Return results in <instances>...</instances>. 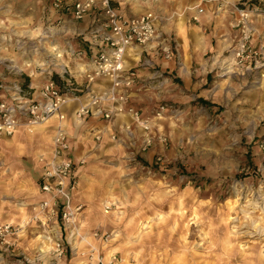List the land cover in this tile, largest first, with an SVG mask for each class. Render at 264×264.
Here are the masks:
<instances>
[{
    "label": "clouds",
    "instance_id": "obj_1",
    "mask_svg": "<svg viewBox=\"0 0 264 264\" xmlns=\"http://www.w3.org/2000/svg\"><path fill=\"white\" fill-rule=\"evenodd\" d=\"M113 2L119 7L112 8L109 0H86L84 9L69 22L71 31L57 28L54 32H46L43 25L33 30L28 23L13 24L0 20V65H3L0 81L12 80L11 76L4 75L10 66H46L49 72H59L62 79L67 72L76 78L85 92H90L88 104L97 109L107 108L112 118L109 122L116 130V134L111 129L93 133L80 115L72 112L68 101L50 87L37 96L41 102L47 100L54 105L50 116L45 117L39 109H32L34 120L27 118V112L6 113L0 120V137L5 134L13 136V146L23 140V151L30 155L36 145L41 150L37 156L39 167L32 169L31 175L27 170L19 174L15 171L21 153L13 146H10L9 158L0 163V237L13 247V251L22 253L27 264H151L153 253L157 249H168L170 245L173 252H183L189 264H198L209 257L215 264H224L226 258L239 256L242 251L252 264H264V172L259 173V186L250 188L243 196V203H239L242 197L237 193L236 202L230 207L217 209L195 201L191 188L182 189L167 177L161 181L158 178L160 173L135 179V169L127 166L129 154L135 151V146L166 151L171 144L173 171L169 172V177L185 176L205 183L209 178L213 181L221 179L229 185L231 194L230 185L235 180L231 166L236 159L235 153L241 148L249 126L259 127V121L264 120V109L255 113L241 112L235 119L225 117L223 121H217L211 117L210 108L203 105L194 107L192 103L170 102V92L181 89H174V78L163 72L157 75L154 69L151 73L146 72L139 82L130 83L126 57L132 50L131 37L123 41L122 46L116 41L108 49L109 24L104 22H115L116 29L121 32L143 25L145 42L148 37L159 35L157 29L171 33L174 18L183 24L185 19L194 16L204 28H212L215 21L214 34L222 25L236 29L243 23L244 28L240 31L244 36L241 39L252 37L254 45L256 38L264 35V0L256 3L253 0ZM36 4L43 5L44 0H36ZM177 4H180L179 8ZM185 4L189 6L185 7ZM93 5L96 10H92ZM38 13L42 14L43 8L38 7ZM116 17L119 20H115ZM80 18L84 20L83 25L77 23ZM96 19L100 22L89 31L88 26L96 23ZM159 19L167 21L162 28ZM82 28L86 41H99L101 47L111 52L101 57L104 63L95 61V69L90 67L75 39L68 43ZM223 31L224 36L218 37L215 49L211 43L207 45V50L212 52L208 71L218 65L226 66L222 73L225 77L223 83L217 82L218 102L232 105L246 85V73L255 70L251 68V57L243 56L242 44H236L239 51L224 56L235 41L227 27ZM36 38H46V50L39 54L33 50L35 45L28 44V40ZM159 47L169 53L163 40L159 43L154 40L147 50L153 54ZM136 60L140 63L138 53ZM142 67L147 69L145 65ZM256 67L264 68V65L257 61ZM98 80L101 83L98 84ZM66 82L71 85L70 80ZM108 82L111 86L105 87ZM133 88L143 90L145 98L155 105L153 112L156 115L152 118L141 120L136 117L132 123L128 122L127 90ZM260 88L264 89V83ZM73 95H76L75 91ZM192 96L200 99L196 92ZM14 102L15 99H6L0 105V112L11 108ZM22 106L17 105V109ZM205 115L208 119L200 120ZM244 116L248 118L243 119ZM109 141L120 147L119 167L110 163L114 157L106 148ZM79 145H83L86 154L78 156V171L73 172L69 160L58 159L57 149L66 157L68 153H75ZM152 163L149 161L150 165ZM190 164H199L209 171L202 170L193 177L190 172L183 171ZM40 167L48 169L43 189L36 184ZM53 176L58 178L55 185L47 183ZM74 176L79 177V183L70 187L69 180ZM58 200L70 209L63 224L58 218ZM85 205L87 210L81 212ZM10 228L14 230L9 231ZM241 239L244 245L251 247L241 245ZM0 249L8 251L4 244H0ZM161 258L166 262L169 259L166 256ZM0 264H4L3 259Z\"/></svg>",
    "mask_w": 264,
    "mask_h": 264
},
{
    "label": "rangeland",
    "instance_id": "obj_2",
    "mask_svg": "<svg viewBox=\"0 0 264 264\" xmlns=\"http://www.w3.org/2000/svg\"><path fill=\"white\" fill-rule=\"evenodd\" d=\"M253 2L256 3L257 0H253ZM113 5L116 8L119 7V5L114 2ZM184 6L187 7L189 5L185 4ZM38 7L43 8L42 14L38 13ZM176 7L179 8L180 4H177ZM175 10L176 9H170V11ZM185 16H187V13ZM49 17H51V19H49ZM72 19L73 18L69 15L62 17L61 12L55 10L53 0H44V4L40 6H37L36 0H0V20H5L6 22L11 21L13 24L28 23L33 30L43 25L46 32H54L57 28L71 31L68 25ZM99 22V19H96V23L90 24L88 30ZM166 22L165 19H159L158 21L161 28L164 27ZM77 23L83 25L84 20H77ZM225 27L228 28V31L235 41L233 44L234 48L239 37V35H237V33H240L239 28L232 29L230 25H222L221 29L217 30L214 34L213 29L215 28V21H213L212 28H204L201 27L199 20H196L194 16L185 19L183 24H181L179 19L174 18L172 32H159L160 37L156 40L157 43L163 40L169 49V53H165L163 47H159L157 52L153 54H150L147 48H136L127 55L129 67L133 68L136 72V82H139L146 72L151 73L154 69L157 75L163 72L164 75L174 78L172 80V87L174 89H181V91L170 92L168 98L170 102L192 103L194 107L197 104L203 105L206 108H210L211 117L217 121H223L225 117L229 120L235 119L240 117L241 112L250 111L255 113L258 110L264 109V89L260 88V84L264 83V68L258 69L255 66L252 67L255 71L246 73L248 79L243 91H241L236 98L237 102L232 105H221L218 102L217 82L220 84L223 83L225 77L222 73L226 70V66L221 67L218 65L212 71H208L212 52L207 50V45L211 43L212 48L215 49L218 45V37L224 36L223 29ZM224 38L227 39L226 36ZM45 39H30L28 40V44L29 46L35 45L36 47L33 50L39 54L46 50ZM71 39L77 41L80 50H87L85 59L88 60L91 67V53L88 52L87 48L89 41L84 39V29L82 28L75 37L70 38L68 43H71ZM252 46L255 50H262L260 62L264 65V35L256 38L255 44L253 45L252 43ZM233 48L225 51L224 56H230ZM137 53L139 54L140 63H137L136 60ZM169 55L171 59L168 58ZM28 63L31 64V60H29ZM142 65L147 66V69L142 67ZM161 65H163V67H161ZM2 68L3 65H0V69ZM4 75L5 77H12L11 81H0L10 85L9 91H6V99H9L10 94H12L11 92L16 90V83L22 85L23 89L27 91H25L26 94L30 92L29 96L37 98L42 86L51 78L54 79L62 89L65 90L67 88L72 97L78 98L68 102L71 104L70 106H72V108L77 107L79 102L88 98L90 95V92H85L84 87L77 83L74 76L65 73V78L62 79L59 72H49L46 66H10L9 70L4 71ZM233 79L235 80V76H233ZM67 80L71 81L70 86L66 82ZM97 83L99 84L101 81L98 80ZM109 85L110 83L108 82L105 84V87ZM184 89L189 90L183 91ZM33 91H38V93L35 94ZM74 91L76 95H73ZM2 92L3 91L0 90V95L4 97L5 94H1ZM193 92H196L200 96L199 100L192 96ZM127 94L129 97L128 103L139 109L143 115L149 118L156 115V113L153 112L155 105L145 98L143 90L140 88H133L129 90ZM242 118L247 119L248 117L244 116ZM207 119L208 115L200 117V120ZM132 120V117L128 118L129 123H132ZM135 127L136 125L133 124V128ZM241 130L244 129L241 128ZM262 133H264V120L259 121V127L250 125L248 134L241 141V148L235 153L236 159L231 166L232 175L235 177V180L230 185L231 194H229V185L224 183L221 179L213 181L209 178L205 183L196 179H186L185 176L176 177L173 175L169 177V172L173 171L171 168L172 155H170L171 144H169L168 150L166 151L153 150L151 146L143 148L137 145L135 146V151L129 154L127 166L135 169L133 173L135 179H140L141 176L145 178L152 176L155 172L160 173L158 178L161 181L167 177L173 183L179 184L182 189L191 188L194 200L200 202L204 207L215 206L217 209L225 206L230 207L232 203L236 202L237 193H240L242 197L239 203H243V196L248 193V190L259 186V173L264 172V135H262ZM113 134H116L115 128ZM116 138L119 139V135H117ZM106 148H108L114 157L110 161L111 165L119 167L120 162L118 157L120 147L114 142L109 141ZM97 155H99V153H97ZM8 158H6V160ZM6 160L0 158V163ZM149 161L153 163L150 165ZM104 163H109V161H104ZM34 168L37 167L33 158L26 156L18 157L17 167L15 169L17 174L27 170V174L31 175L32 169ZM202 170L205 172L209 171V169L202 168L199 164H190L188 167L184 168L183 171L185 173L190 172L191 176L194 177L199 175ZM137 173L140 175H137ZM217 176L219 177V173H217ZM77 179L79 183V177ZM84 209L85 206L81 208L80 211L83 212ZM7 218L8 217H5V219ZM59 221L63 224L61 218H59ZM188 238L191 239V236ZM13 239H15V237H13ZM240 243L244 245L243 239L240 240ZM244 246L251 247V245ZM4 248L8 249L7 252L0 249V259L4 260V264H20L21 261L27 264V261L24 260V255L13 251L12 246L5 245ZM217 255H220V253H217ZM162 256L169 258L167 262L165 259L161 258ZM151 264H189V261L183 252H173L170 245L168 249H157L153 253ZM198 264H215V262L209 257L208 259L199 261ZM224 264H252V262L245 258L242 251L239 256H235L231 259L226 258Z\"/></svg>",
    "mask_w": 264,
    "mask_h": 264
},
{
    "label": "built area",
    "instance_id": "obj_3",
    "mask_svg": "<svg viewBox=\"0 0 264 264\" xmlns=\"http://www.w3.org/2000/svg\"><path fill=\"white\" fill-rule=\"evenodd\" d=\"M113 0H109V4L111 5L112 8H116L113 5ZM86 3V0H53V6L55 8V10L57 12H61L62 17L65 15H69L70 17H74L76 13L81 12L82 9H84V5ZM92 10H96V5L92 6ZM196 19V18H195ZM78 20H83V18H80ZM115 20H119V17H116ZM198 20V19H196ZM105 23L109 24V26L107 27V33H108V39H107V44H108V49H111L113 47V43L116 41L120 42V45L118 46H122L123 45V41L128 40L129 37H131V45H132V50L134 51L136 48H147L148 45H150L154 40L156 41L159 37H160V33H159V29H157V32L159 33V35H153L148 37L147 41H144V33L146 32V29H143V25H137V27L135 29H130L128 31L125 32H121L118 31L116 29V25L115 22L109 23L107 20L104 21ZM144 23H148V21H144ZM93 27H96V24ZM249 27H251V25H249ZM91 28V29H92ZM239 37L238 40L236 42V44H242L243 45V51L242 54L245 57H251L250 63H251V68L253 66L256 67L257 65V61L261 60V55H262V50H255L252 46V37H248L247 40H242L241 38L244 36V32L240 31V29L244 28V24L241 23L239 25ZM90 29V30H91ZM89 30V31H90ZM89 44H88V52L91 53V67L93 69H95L96 64L95 61L96 60H100V63H104V60L101 59V57H106L107 55H110L111 52L108 51L107 49L103 48L100 46L99 41H91L88 40ZM236 44L232 50V52L235 51H239V49H236ZM84 56L87 55V50H80ZM127 59V57H126ZM246 63H248V61H246ZM261 63V62H260ZM128 72V76L130 78V83L133 81H136L137 75L136 72L133 68L128 67V69L126 70ZM67 73V72H66ZM68 81V80H67ZM111 86V82H109ZM10 85H8L6 82H0V90H2L3 92L1 94H5L4 97H2V95H0V105L5 103L6 100V91L8 92L10 87ZM108 86V87H109ZM52 88L56 94L60 97H63L66 101H71V100H75L78 99L77 97H72L70 95V91L66 88L65 90L62 89L59 84H57V82L54 79H49L45 82V84L42 86L40 93H44L47 91L48 88ZM16 90L14 92H11L12 94H10V98L7 99L8 101H12L15 99V102L12 104L11 108L6 109L3 112H0V120H2L6 113L10 114L13 111H20V112H27L28 113V119L29 120H34L35 119V115L32 112V109H39L42 113H44L45 117H48L51 115V109L54 108L53 104H50L47 100L41 102L40 99L37 98H33L31 96H29L30 92L26 94V90L23 89L22 85H18L16 83L15 85ZM26 91V92H25ZM129 90H127L128 92ZM13 93L15 94V97L13 96ZM128 97V94H127ZM3 98V99H2ZM129 99V97H128ZM128 99H127V104H126V108L129 112V117H132V119L139 117L141 120H146V119H150L149 117L143 115L139 109L133 107L131 104L128 103ZM27 102V103H23V102ZM23 104L22 107H20L19 109H17V105H21ZM118 106V105H117ZM56 111H59V109H56ZM94 112H96L97 114L94 115ZM82 113V114H81ZM77 114L80 115V118H87V117H95V118H99L102 120H106L107 122L111 121V117L108 114L107 108H100L97 109L96 106L90 105L88 104V101L81 105L78 110H77ZM144 131H146V129H144ZM5 136H10L5 134ZM57 154H58V159L63 160L64 158H66L67 160H69L71 163L69 165L70 169L73 172L77 171V162L72 160L70 158V153L67 154V156L65 157L64 153L60 152L59 149H57ZM53 163H55V161H53ZM48 169L47 168H43L40 174V178H39V188L43 189L45 187V179L44 176L47 173ZM78 177H72L69 180V186L70 187H74L77 185L78 183ZM57 177L53 176L51 178H49V180L47 181V183L49 184H53L55 185L57 182ZM57 204L59 205L57 211H58V218H61L63 220H65V215L68 211H70L69 207L67 206L66 203L61 202V201H57ZM14 229H9V231H13ZM0 244H4L8 245L7 243L4 242V238L0 237Z\"/></svg>",
    "mask_w": 264,
    "mask_h": 264
},
{
    "label": "crops",
    "instance_id": "obj_4",
    "mask_svg": "<svg viewBox=\"0 0 264 264\" xmlns=\"http://www.w3.org/2000/svg\"><path fill=\"white\" fill-rule=\"evenodd\" d=\"M33 92L35 94L38 93V91H33ZM87 101H88V98L83 99L81 102H79V105H77V107H74V108H72V106H70L71 104L69 103V107H71L73 113L77 114L78 108L81 105L85 104ZM69 115H71V113H69ZM80 119L84 120L85 124L89 126L90 130H92L93 133H100L102 131L107 132L109 129H111V131L113 133L114 127L112 126V123H109L106 120H102V119L95 118V117H87V118H80ZM54 130L55 129H52V131H54ZM4 140L12 141V140H14V137L13 136L1 137L0 138V143H4ZM20 141H22L21 144L17 143L14 146L12 145L17 152L21 153L19 156L20 157L26 156V157L33 158L35 160V162H36V167H39V161L37 159V156H38V154H39V152L41 150L39 145H36L34 147V152H33V154L30 155V154H27V153H25L23 151V148H22L23 140H20ZM0 149H1L0 150V156H1L0 158H3V159L6 160V158H8L10 156V148H1L0 147ZM85 154H86V152H85V149H84L83 145H79L77 147L75 153H70L69 155H70V158L72 160L77 162L78 156L79 157H83ZM42 169H43V167H40V174H41ZM77 171H78V169H77ZM40 174H39L38 178L36 179L38 187H39L38 183H39ZM86 210H87V205H85V209H84L83 212H85Z\"/></svg>",
    "mask_w": 264,
    "mask_h": 264
},
{
    "label": "bare ground",
    "instance_id": "obj_5",
    "mask_svg": "<svg viewBox=\"0 0 264 264\" xmlns=\"http://www.w3.org/2000/svg\"><path fill=\"white\" fill-rule=\"evenodd\" d=\"M12 141H6L4 140V143H0V147L1 148H10V146H12ZM22 141H19V143L21 144Z\"/></svg>",
    "mask_w": 264,
    "mask_h": 264
},
{
    "label": "trees",
    "instance_id": "obj_6",
    "mask_svg": "<svg viewBox=\"0 0 264 264\" xmlns=\"http://www.w3.org/2000/svg\"><path fill=\"white\" fill-rule=\"evenodd\" d=\"M26 86V85H25Z\"/></svg>",
    "mask_w": 264,
    "mask_h": 264
}]
</instances>
